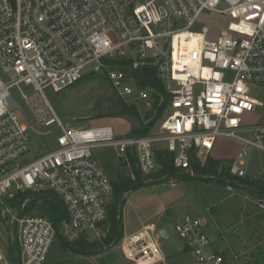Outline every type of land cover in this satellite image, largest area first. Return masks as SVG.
Masks as SVG:
<instances>
[{"label":"built area","instance_id":"2783aa9c","mask_svg":"<svg viewBox=\"0 0 264 264\" xmlns=\"http://www.w3.org/2000/svg\"><path fill=\"white\" fill-rule=\"evenodd\" d=\"M202 14L232 20L223 29L205 24L196 29ZM182 32L190 45L175 52ZM110 61H130L131 69L154 64L166 99L139 86L123 66L109 69L107 79L119 97L148 110L159 95L157 104L164 103L167 112L157 132L117 136L110 125L69 127L56 114L46 88L62 91ZM261 91L264 0H0V202L20 191L50 190L65 209L66 234L95 233L113 199L95 148L110 146L119 155L131 151L140 171L149 174L159 167L162 144L173 166L185 171L220 136L242 143L227 164L228 175L264 183V166L253 172L248 158L249 152H264V122L244 121L264 107ZM15 96L38 126H54L53 146L42 153L32 154V133L45 132L17 120L10 108ZM225 188L232 192L238 186ZM258 205L264 210V199ZM174 229L191 256L189 264H242L214 246L203 218L184 212ZM55 235L46 216L16 218L20 264H45ZM162 239L161 230L146 227L123 234L117 245L124 258L151 264L164 260Z\"/></svg>","mask_w":264,"mask_h":264},{"label":"rangeland","instance_id":"374dc122","mask_svg":"<svg viewBox=\"0 0 264 264\" xmlns=\"http://www.w3.org/2000/svg\"><path fill=\"white\" fill-rule=\"evenodd\" d=\"M229 20H232V17L229 15L220 17L213 14H202L198 19L199 23L196 25V29H199L204 24L211 28L219 27L223 29ZM111 38L117 41L113 33H111ZM150 61H153V59H150ZM122 63L124 62L113 63V61H110L105 63L99 71L86 74L76 84L62 91L54 92L50 88L45 89L50 104L64 125L69 127L110 125L117 136L128 135L130 133L131 126L138 124V121L134 117L110 115L112 101L118 95L114 92L107 79V71L117 66H123L124 70L132 75L131 70L133 69H131L129 64ZM146 67H154V64H149ZM149 87L147 86V90L150 93L151 89ZM152 89L159 93L154 87ZM28 91V88H25V93ZM159 94L165 95L164 92ZM260 95L264 98V91H261ZM155 99L157 102L155 103L154 110L146 109L139 102L134 104L132 100H124L128 106L133 107L134 112L142 123H152L151 128L146 134L157 132L159 121L167 112L166 107H160L157 104L159 95H155ZM10 108L13 110L18 121L45 132L44 134L32 133V154L42 153L53 146L54 126H38L31 112L26 107L25 102L17 96H15ZM244 121L263 123L264 107L256 109L250 116L245 117ZM50 129L53 130L51 135L46 133ZM163 146L160 144L158 151L164 150ZM241 148L242 143L235 138L228 136L217 137L210 153L202 154L199 159L191 163L189 169L182 170L183 172L190 173L192 178H188L187 180L168 179L165 182L158 183L164 184L166 187H152L150 190L149 188H142L141 191L143 193L154 194L159 198L160 196L172 198L179 194L180 199H183L186 206L185 212L199 216L207 221L213 240L217 246L221 247L227 254L236 257L242 264H264V210L258 205V201L262 200V198L255 196L242 187L235 188L230 192L217 178L222 170L224 171V168L227 169L228 162L238 154ZM94 152L96 156H99L98 161L104 163L106 160L105 163L111 165L113 173H108L109 176H107L112 186L118 178L135 177L134 166L129 159L128 153L126 155H119L110 146L97 147L94 149ZM99 152L102 153L101 156ZM248 158L251 159L250 170L258 166H264V152H249ZM211 159L219 162L217 168L214 169L212 174L200 175L198 168H196L197 165L194 164L199 163V166H206ZM247 180L252 181L253 179L248 178ZM172 183L178 184L170 187L169 185ZM40 191H46V189ZM14 196L5 198L0 202V254L2 255L0 264H14L9 252L10 245L13 244L15 248L12 255H16L19 252L17 251L18 244L13 237L16 218L24 215L46 217L49 215V212L46 210V204L42 202V198H38L34 204L27 206L32 196L17 197L14 204H11L9 201ZM112 202L113 199L109 207L112 206ZM109 207L107 218L97 229V232L93 233L89 231L90 233H87V235L78 234L72 236L70 233H65L63 226H61L60 232L69 241H75L83 237L89 243H100L110 229ZM88 257L90 256L77 254L64 248L60 239L55 236L45 264H92L91 258Z\"/></svg>","mask_w":264,"mask_h":264},{"label":"trees","instance_id":"16d2710c","mask_svg":"<svg viewBox=\"0 0 264 264\" xmlns=\"http://www.w3.org/2000/svg\"><path fill=\"white\" fill-rule=\"evenodd\" d=\"M124 63L129 64L130 61H125ZM131 71H132V76L134 77L136 83L139 86L141 87L150 86L158 90L159 93L164 92L160 82L157 80L154 67H143V68L133 69ZM166 97L167 96L165 95V99ZM110 115L130 116V117H134L138 121V124H134L131 126L130 133L128 134V136H143L151 128L152 123H147V122L142 123V121H140L137 114L134 112L133 107L128 106L124 102V100L119 96L114 98L112 101ZM128 155H129V159L132 162V165L134 166L135 177L131 178L127 176L125 178H118L114 182L113 202H112V206H110L111 208L109 207L110 229L108 230L106 236L100 243H96V242L89 243L83 237H80L75 241H69L66 237L62 235V233L60 232V228L63 224V221L65 220L66 212L61 201L50 190L38 191V192H33L29 190L20 191L14 194L15 195L14 198L9 202H11V204H14V201H16L17 197L24 198L26 196L27 197L32 196L29 199V202L27 203V206H30V204H34L38 200V198H42V202L46 204V210L49 212L48 218L52 222L55 228L56 231L55 236L60 239L63 247L69 249L74 253L85 256L98 254L102 252L104 249L110 248L113 245H115L122 235V223H121V219L118 221V210L122 207L124 194L126 192L137 189L145 184L146 185L158 184L172 178L184 179V180H187L188 178H192V175L190 173H186L181 170H178L173 166L172 154H170L166 150L157 152V160L159 163V167L155 172L149 174H143L140 171L137 165V158L131 151H128ZM194 160L197 159L193 158L191 163ZM218 164H219L218 161L211 159L208 162V165L206 166H199V163L194 165H197L196 168H198V172L200 173V175L202 174L209 175L213 173L214 169L217 168ZM217 178L220 182L223 183V185L230 183L236 187L237 186L242 187L243 189L250 191L255 196L264 199V183L259 180L248 181L247 179L230 177L225 168L224 171L222 170V172L217 176ZM18 248L19 247H17V251H19ZM14 249H15L14 245L13 244L10 245L9 252L11 253V258L13 259L14 264H20L19 252L16 255H12Z\"/></svg>","mask_w":264,"mask_h":264},{"label":"crops","instance_id":"0c3cea01","mask_svg":"<svg viewBox=\"0 0 264 264\" xmlns=\"http://www.w3.org/2000/svg\"><path fill=\"white\" fill-rule=\"evenodd\" d=\"M99 153L101 156L102 153ZM96 157L99 160V156ZM105 161L104 163L99 162L109 176L108 173H113L112 167L110 164L105 163ZM255 169L256 167L252 171L254 172ZM177 184L172 183L169 186L172 187ZM152 187L163 188L166 186L164 184H145L124 194L120 218L122 235L136 232L146 227L159 229L164 234V239L161 241V252L164 260L151 264H189L191 256L174 229L175 222L185 212L186 206L184 205L183 199H180L179 194L172 198L163 196L159 198L154 194L143 193L141 191L142 188H149L150 190ZM213 244L219 247L214 240ZM88 258H91L92 264H138L124 258L117 243L98 254L90 255Z\"/></svg>","mask_w":264,"mask_h":264},{"label":"bare ground","instance_id":"6f19581e","mask_svg":"<svg viewBox=\"0 0 264 264\" xmlns=\"http://www.w3.org/2000/svg\"><path fill=\"white\" fill-rule=\"evenodd\" d=\"M184 35V33L182 32L181 35H177L176 36V39H175V46H174V49H175V52H178L179 50H181V46L183 44H186V45H190V43H187V42H184V40L181 39V37ZM2 259H0L1 261Z\"/></svg>","mask_w":264,"mask_h":264},{"label":"water","instance_id":"95a60500","mask_svg":"<svg viewBox=\"0 0 264 264\" xmlns=\"http://www.w3.org/2000/svg\"><path fill=\"white\" fill-rule=\"evenodd\" d=\"M121 218V208L118 210V221L120 220Z\"/></svg>","mask_w":264,"mask_h":264}]
</instances>
